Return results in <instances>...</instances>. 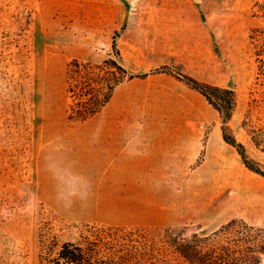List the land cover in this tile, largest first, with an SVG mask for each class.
Masks as SVG:
<instances>
[{"label": "rangeland", "instance_id": "rangeland-1", "mask_svg": "<svg viewBox=\"0 0 264 264\" xmlns=\"http://www.w3.org/2000/svg\"><path fill=\"white\" fill-rule=\"evenodd\" d=\"M254 2L0 0V264H39L43 240L72 241L87 224L210 233L242 219L264 229V177L176 77L234 89L230 131L264 171ZM114 41L127 71L147 75L117 87L94 118L70 121L67 63H99Z\"/></svg>", "mask_w": 264, "mask_h": 264}, {"label": "trees", "instance_id": "trees-1", "mask_svg": "<svg viewBox=\"0 0 264 264\" xmlns=\"http://www.w3.org/2000/svg\"><path fill=\"white\" fill-rule=\"evenodd\" d=\"M253 7L264 17V0H255ZM112 51L99 63L78 59L67 63L65 83L70 121L94 118L110 103L117 87L147 75L127 71L115 41ZM176 77L218 112L223 141L237 151L248 170L264 177V171L248 158L244 145L230 131L228 123L237 106L234 89L180 73ZM252 141L259 145L263 140L252 130ZM263 256L264 229L242 219H232L210 233L188 232L187 227L148 230L87 224L72 241L43 240L39 264H261Z\"/></svg>", "mask_w": 264, "mask_h": 264}]
</instances>
